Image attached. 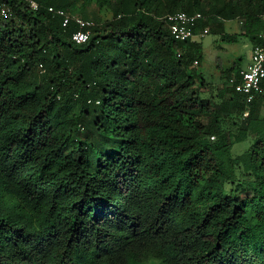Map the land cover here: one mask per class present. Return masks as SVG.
Listing matches in <instances>:
<instances>
[{"label":"trees","instance_id":"obj_1","mask_svg":"<svg viewBox=\"0 0 264 264\" xmlns=\"http://www.w3.org/2000/svg\"><path fill=\"white\" fill-rule=\"evenodd\" d=\"M32 1L0 0V264H264V134L250 129L264 80L246 105L228 83L238 60L221 72L231 101L204 102L201 42L175 41L166 20L198 13L197 35L242 17L252 49L264 0H238L240 16L232 0L229 15L200 0ZM91 5L113 18L77 44L57 11ZM229 102L239 138L257 135L241 161Z\"/></svg>","mask_w":264,"mask_h":264},{"label":"rangeland","instance_id":"obj_2","mask_svg":"<svg viewBox=\"0 0 264 264\" xmlns=\"http://www.w3.org/2000/svg\"><path fill=\"white\" fill-rule=\"evenodd\" d=\"M202 8L204 10L208 9L209 6L216 5L217 8H220L222 5H225L228 0H200ZM258 0H254L253 7L255 8ZM232 10L236 15L240 16L237 13L241 8L243 9L242 3H238V0H232L231 2ZM76 6L79 7L80 3H76ZM223 15H229V11L220 8ZM5 10H7L3 5L0 4V18L5 17ZM71 14L75 15L74 17L82 18L86 21L91 22L93 25H101L105 22L110 21L113 18L114 8H97L95 5H91L87 9H84L78 13H72L71 10H67ZM223 17V16H221ZM222 19V18H220ZM216 25L210 30L209 34L205 35L200 40L201 45V62L198 64L193 63L192 67H198L202 73V77L206 82V87L201 91V98L204 102L205 100H214V101H231L233 97L232 93L227 91L226 88V78L221 72L229 68L234 62L239 60L240 68L245 69L249 63V56L251 51L250 46V35L252 31L248 29L247 25L244 23V18H232L224 19L223 21H215ZM216 35H214V34ZM236 36V43L224 44L220 41V38L223 36ZM239 57V58H238ZM40 72V71H39ZM38 70L35 71L36 80H40V74ZM39 76V77H38ZM224 93V99H220V93ZM230 104H222V113H220L221 127L226 135V143L230 147V155L232 158H237L241 161V158L244 156V153L249 149L252 141L256 138L257 135H251V138L242 139L239 138V125L241 119L239 120L236 116L232 102ZM209 118L202 117L204 124L208 122ZM255 129L254 134H257V129L261 130V133L264 134V106L259 109L255 115V121L252 123V128ZM238 139H240L238 141ZM211 141L214 142L216 139L211 138ZM225 158V157H224ZM147 264H155L153 262Z\"/></svg>","mask_w":264,"mask_h":264},{"label":"built area","instance_id":"obj_3","mask_svg":"<svg viewBox=\"0 0 264 264\" xmlns=\"http://www.w3.org/2000/svg\"><path fill=\"white\" fill-rule=\"evenodd\" d=\"M30 6L33 9L37 8V5L29 0ZM52 12V9H49ZM8 9L5 10V16H8ZM57 14L63 17V26H66L69 21H73L78 30L72 36V40L77 43H85L88 41L91 33L89 28L93 25L89 21H85L79 17H73L63 11H57ZM201 18L198 13L187 14L184 12H177L170 14L166 17L168 28L172 38L177 42H185L196 36L193 29ZM261 20L264 25V14L261 16ZM207 29L202 31L201 35L207 34ZM196 64V62H195ZM264 80V32L260 35V43L252 47L249 56V63L245 69L238 72V75L232 76L228 83L233 87L234 91L241 95L246 105L253 102L254 98L262 93V83ZM248 112L246 111L243 116L246 117Z\"/></svg>","mask_w":264,"mask_h":264},{"label":"crops","instance_id":"obj_4","mask_svg":"<svg viewBox=\"0 0 264 264\" xmlns=\"http://www.w3.org/2000/svg\"><path fill=\"white\" fill-rule=\"evenodd\" d=\"M202 34V32H199L194 38H193V40H195V41H200V40H198V39H201V38H203L205 35H201ZM239 58V57H238Z\"/></svg>","mask_w":264,"mask_h":264}]
</instances>
